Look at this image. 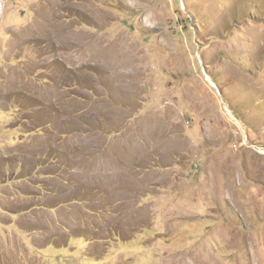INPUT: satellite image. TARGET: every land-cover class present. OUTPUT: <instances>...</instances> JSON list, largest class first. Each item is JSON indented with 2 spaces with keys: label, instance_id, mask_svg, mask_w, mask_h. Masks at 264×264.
<instances>
[{
  "label": "rangeland",
  "instance_id": "rangeland-1",
  "mask_svg": "<svg viewBox=\"0 0 264 264\" xmlns=\"http://www.w3.org/2000/svg\"><path fill=\"white\" fill-rule=\"evenodd\" d=\"M264 264V0H0V264Z\"/></svg>",
  "mask_w": 264,
  "mask_h": 264
},
{
  "label": "bare ground",
  "instance_id": "bare-ground-1",
  "mask_svg": "<svg viewBox=\"0 0 264 264\" xmlns=\"http://www.w3.org/2000/svg\"><path fill=\"white\" fill-rule=\"evenodd\" d=\"M192 264V263H191ZM200 264H202V261H201V263Z\"/></svg>",
  "mask_w": 264,
  "mask_h": 264
}]
</instances>
